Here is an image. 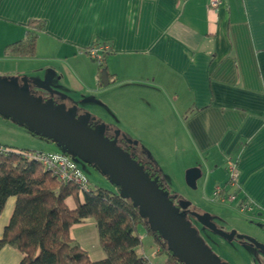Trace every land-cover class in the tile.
<instances>
[{
    "label": "crops",
    "instance_id": "1",
    "mask_svg": "<svg viewBox=\"0 0 264 264\" xmlns=\"http://www.w3.org/2000/svg\"><path fill=\"white\" fill-rule=\"evenodd\" d=\"M30 20L45 24L35 55L5 56ZM93 43L109 46L107 85L85 51ZM12 77L26 79L32 96L76 106L90 113L93 126L118 127L130 137L155 124L178 126L183 143L175 147L203 163L207 183L219 175L215 168L235 164V180L221 177L212 197L239 198V211L249 202L246 211L264 226V0H222L217 8L208 0H0V78ZM66 202L76 205L71 196ZM14 203V196L6 199L0 238ZM71 236L93 260L104 258L93 218L74 224ZM21 257L0 247V264Z\"/></svg>",
    "mask_w": 264,
    "mask_h": 264
},
{
    "label": "trees",
    "instance_id": "2",
    "mask_svg": "<svg viewBox=\"0 0 264 264\" xmlns=\"http://www.w3.org/2000/svg\"><path fill=\"white\" fill-rule=\"evenodd\" d=\"M44 29L43 21L30 20L23 37L4 47V55L34 56L39 33ZM98 66L101 76L103 63ZM9 147L10 153L0 155V215L9 196L15 197V203L0 247L10 245L18 250L22 255L19 264H148L136 252L142 245V234L152 238L158 249L156 255L165 256L162 263L154 264H181L131 200L99 185L89 183L90 188L82 190L75 183L62 182L42 163L24 156L33 150ZM132 157L138 158L135 153ZM151 165L147 161L143 169L158 178ZM158 183L166 189L159 178ZM70 196L76 201L74 208L66 202ZM87 218H93L98 228L105 254L99 260H93L71 236L72 226Z\"/></svg>",
    "mask_w": 264,
    "mask_h": 264
},
{
    "label": "water",
    "instance_id": "3",
    "mask_svg": "<svg viewBox=\"0 0 264 264\" xmlns=\"http://www.w3.org/2000/svg\"><path fill=\"white\" fill-rule=\"evenodd\" d=\"M100 78L102 84H108L105 69ZM40 86L51 90L45 85ZM0 115L12 117L35 134L50 138L55 143L63 141L82 153L87 161L109 176L130 197L142 216L184 264H225L198 236L197 229L185 217L190 201L179 200L175 205L172 197L158 183V178H152L128 150L118 145L116 138L107 136L104 124L93 126L90 113L79 114L76 106L69 107L54 100L32 96L26 79L20 84L0 78ZM199 176L197 168L187 169V185L195 188V179ZM191 214L200 224L227 241L237 238L264 251V243L258 239L237 233L235 229L223 231L202 215Z\"/></svg>",
    "mask_w": 264,
    "mask_h": 264
},
{
    "label": "rangeland",
    "instance_id": "4",
    "mask_svg": "<svg viewBox=\"0 0 264 264\" xmlns=\"http://www.w3.org/2000/svg\"><path fill=\"white\" fill-rule=\"evenodd\" d=\"M17 77L8 79L11 82H18ZM29 84V83H28ZM32 85V83H31ZM32 87H35L32 85ZM38 94L46 93L40 87H37ZM32 95H35L31 89ZM42 97V95L40 96ZM57 102H65L61 99H56ZM79 114H82V110L79 109ZM155 124L152 127L140 131L139 135L130 137L125 131H120L117 127L114 131L110 129L106 131V134L115 135L117 131L118 135H115L119 146L124 148L127 145H132L133 151L138 155L137 161L142 166L149 161L151 167L158 172V178L161 184L165 185L167 192L173 200H186L190 201V206L185 214L188 221L192 226L197 229L198 236L201 237L205 244L209 245L214 253H216L220 260L226 261L228 264H264V251L250 245L244 240H238L234 238L231 241H227L223 237L208 231L202 224H200L192 215L198 213L205 217L208 221L212 222L217 228L223 231H230L235 229L237 233L245 234L264 243V226L262 223L254 219L250 212L239 211L237 208V198L235 201L226 203H219L215 197H212L211 192L216 185H223L219 183L220 178L229 179V166L226 163V169L221 167L215 168L219 172V175L214 178L211 177L206 181L207 171L203 167V163H199L192 155L185 154L182 147L176 148L183 143L180 139L181 135L179 127L172 130L169 127L164 130L163 126ZM165 133L161 137H151L152 134ZM124 138V139H122ZM0 140L1 142L13 147L14 150L28 149L33 151L44 152H65L70 156L78 165L80 170L86 175L89 182L92 185H99L108 189H113L127 200H131L119 186L113 183L112 179L104 174L97 166L86 160L82 153H78L73 150L67 143L58 141L54 144L50 138H46L35 134L26 127L19 125L18 122L10 117L5 118L0 115ZM135 141L132 144L130 141ZM177 146H176V145ZM176 146V147H175ZM132 151V152H133ZM192 162H198L193 165ZM189 168H197L200 171V176L195 179V188H191L187 185L185 180V172ZM221 182V181H220ZM228 188L234 189L230 183ZM207 190V191H206ZM69 204L73 205L72 198H69ZM261 224V225H260ZM98 232V228H97ZM99 237V233H98ZM142 245L136 248V252L140 255H145L150 258L152 263H158L156 259L157 255H152L157 247L153 245L152 241L145 240ZM142 239V240H143ZM164 255H162L163 257ZM181 264H184L181 261Z\"/></svg>",
    "mask_w": 264,
    "mask_h": 264
},
{
    "label": "built area",
    "instance_id": "5",
    "mask_svg": "<svg viewBox=\"0 0 264 264\" xmlns=\"http://www.w3.org/2000/svg\"><path fill=\"white\" fill-rule=\"evenodd\" d=\"M222 0H208V4L212 8H217ZM86 53L98 64H102L104 55L109 51V46L106 43H93L86 48ZM55 143L54 141H52ZM11 148L5 144L0 143V155H6L11 152ZM24 156L28 159L36 160L42 163L44 169L49 171L53 176L57 177L62 182H72L77 184L80 189L88 190L89 181L86 175L80 170L77 163L68 156L65 152H43L33 151L25 152ZM229 166V182H233L236 177V169L233 161L228 162ZM220 193L217 188L213 194ZM232 198V197H231ZM224 198L222 197V200ZM250 209V203L245 202L240 205L241 211ZM158 250V249H157ZM155 250L152 255L156 254ZM148 264H154L150 261V258L142 255Z\"/></svg>",
    "mask_w": 264,
    "mask_h": 264
},
{
    "label": "flooded vegetation",
    "instance_id": "6",
    "mask_svg": "<svg viewBox=\"0 0 264 264\" xmlns=\"http://www.w3.org/2000/svg\"><path fill=\"white\" fill-rule=\"evenodd\" d=\"M109 138H111V139H115V135H112V134H108L107 135ZM123 139V138H122ZM117 140V139H116ZM129 146V147H128ZM122 148H124L123 146H121ZM127 149H128V151L130 152V154L133 156L134 155V151H133V148H132V146L131 145H127V147H126ZM133 151V152H132ZM136 154V153H135ZM137 155V154H136ZM178 201L179 200H173V202H174V204L175 205H178ZM189 208V207H188ZM188 208H187V210H186V212L188 211ZM193 213V212H192ZM192 215V214H191ZM193 216V215H192ZM194 217V216H193ZM196 219V218H195ZM206 228V227H205ZM206 229H208V228H206ZM208 231H210L209 229H208ZM212 232V231H211ZM209 246V245H208ZM210 247V246H209ZM211 248V247H210ZM219 257V256H218ZM219 259H220V257H219ZM221 262H223V263H225V264H228L226 261L224 262V261H222V260H220Z\"/></svg>",
    "mask_w": 264,
    "mask_h": 264
}]
</instances>
